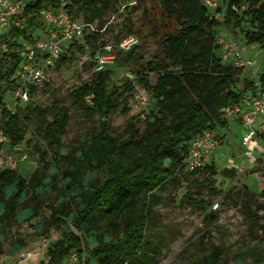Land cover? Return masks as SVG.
<instances>
[{
    "label": "trees",
    "instance_id": "trees-1",
    "mask_svg": "<svg viewBox=\"0 0 264 264\" xmlns=\"http://www.w3.org/2000/svg\"><path fill=\"white\" fill-rule=\"evenodd\" d=\"M117 1L24 0L15 16L21 27L12 25L0 34V133L5 138L1 145L13 149L25 142L38 160L28 177L15 168L0 167L1 254L23 249L27 242L16 227L31 224L33 238L58 233L46 250L47 263L39 264H61L72 251L83 264H150V242L144 231L152 208L160 202L157 190L171 180L186 188L183 200L204 210L210 202L201 190L219 194L213 161L187 167L190 144L206 131L229 125L224 109L240 103L253 90L254 80L241 78L242 68L221 59L216 29L237 28L247 45L256 44L264 52V0H221L215 8L201 0H141L148 2L141 27L151 17L162 35L157 47L160 58L142 62L139 42L128 51H116L115 62L129 68L134 78L121 86H115L111 67L93 66L90 80L70 93V106L78 111L80 123L73 150L62 141L69 120L62 100L53 97L49 105L35 104L38 85H29L26 103L7 105L25 62L23 47L41 39L40 34L46 37L51 29L41 18L44 8L57 10L64 4L72 19L94 27L52 58L48 68L66 67L72 49L86 48L95 56L108 43L116 45L130 35L144 39L142 28L133 30L126 15L111 42L103 40L107 28L103 17L107 10L115 11ZM245 23L249 28H243ZM147 71L156 75L154 83L147 80ZM256 80L264 87V70ZM135 84L150 93L153 107L130 116L123 136H116L110 118L128 113ZM29 127L32 133L25 139ZM221 173L228 178L236 175L232 167ZM233 195L239 196V191ZM216 220L215 211L208 210L201 229ZM225 258L222 246H213L201 255L199 264H226ZM254 264H264V254L257 255Z\"/></svg>",
    "mask_w": 264,
    "mask_h": 264
},
{
    "label": "rangeland",
    "instance_id": "rangeland-1",
    "mask_svg": "<svg viewBox=\"0 0 264 264\" xmlns=\"http://www.w3.org/2000/svg\"><path fill=\"white\" fill-rule=\"evenodd\" d=\"M147 3L141 0H118L115 11L109 9L103 17L107 28L102 36L104 41L111 42L123 19L128 15L132 29L142 28L145 35L144 39L139 38L138 45L139 56L144 63L160 58L157 47L162 37L154 27L151 17L147 18L146 25L141 27L142 12ZM125 4L128 5L127 9ZM243 28H249L248 23H245ZM216 30L217 38L219 34H226L227 39L232 38L231 40L243 44V53L252 59V65L242 68L240 77L246 80L256 79L258 73L264 70V52L256 44L247 45L237 28L233 30L220 26ZM40 36L45 38L44 34ZM69 55L71 62L66 67L59 70L52 67L47 69L45 80L38 85L32 100L35 104L46 106L56 97L67 106L69 120L62 141L66 149L73 150L77 145L80 123L78 111L70 106V93L82 82L90 80L95 61L94 53L86 48L84 51L72 49ZM110 67L114 70L115 86L134 80L129 68L122 67L117 61L114 60ZM146 77L151 83L156 80V75L152 72L147 71ZM138 86L135 84L128 99V113L117 112L110 118L111 130L116 136H123L126 121L130 116L138 112L145 114L153 107V100L148 91L147 104L140 108L132 107ZM243 132L238 123L210 132L217 144L204 158L207 163L214 162L217 172L214 186L219 190V194L212 196L205 187L201 190L204 200L210 202L206 210L183 200L186 188L177 187L171 180L157 190L160 202L152 208L151 218L144 231L146 239L150 242V264H199V259L206 250L219 245L226 253V264H254L255 257L260 253L264 254V125L259 127L256 136L250 141L249 157L244 155L245 146L241 144ZM31 133L32 128H27L25 139L29 138ZM41 148L47 152L44 143H41ZM3 149L4 154L10 156V167L17 169L23 177H28L37 165V155L30 154L31 149L25 142L17 145L16 149H7L5 146ZM22 155H25L24 159L21 158ZM228 167L235 169V177L222 175L221 171ZM178 175L181 176L182 172ZM235 191H239V196L233 195ZM191 196L195 198V195ZM210 209L215 211L217 220L205 232L201 229V221ZM16 228L20 231L19 236L27 242L23 249L37 251L36 246L32 244L36 238L32 237L31 224ZM35 261L31 257L19 264H35Z\"/></svg>",
    "mask_w": 264,
    "mask_h": 264
},
{
    "label": "built area",
    "instance_id": "built-area-1",
    "mask_svg": "<svg viewBox=\"0 0 264 264\" xmlns=\"http://www.w3.org/2000/svg\"><path fill=\"white\" fill-rule=\"evenodd\" d=\"M201 1L204 5L215 8L221 0ZM63 5L61 4L57 10L48 7L40 11L41 18L51 26V29L45 38L38 39L23 47L22 54L25 62L20 67L16 79L17 85L11 92L7 105L26 103L29 99L28 86L40 85L45 80L47 68L52 64V58L63 52L74 39L82 38L85 29L90 31L94 29L91 25L72 19L63 9ZM23 6L24 0H0V34L8 32L12 25L21 27V21L15 19V16L22 10ZM138 42V38L131 35L123 38L116 45L108 43L104 46L103 51L94 56L95 70L110 67L114 63L116 51H128ZM217 42L219 55L224 62L232 63L239 68H248L252 65V59L243 53L244 48L235 41L227 39L226 34H219ZM253 80V90L245 93L240 103L225 108L223 116L230 122H237L243 128L241 140L245 146L244 155L246 157L251 155L250 141L256 136L259 127L264 125V87L258 80ZM136 89L137 94L132 102V107L140 108L147 104L149 95L141 86ZM4 140L5 138L0 133V167H10L12 163L10 156L4 154L1 145ZM216 144L217 141L214 136L207 131L193 139L190 144L187 167L193 169L201 166L205 161L204 155L213 150ZM21 158L24 159L25 155H22ZM57 235L56 231H51L48 236L40 237L32 242L37 251L30 252L21 249L13 254L0 253V264H19L26 259H31V257L36 260L35 264L47 263L46 250ZM61 264H83V261L76 251H72Z\"/></svg>",
    "mask_w": 264,
    "mask_h": 264
},
{
    "label": "crops",
    "instance_id": "crops-1",
    "mask_svg": "<svg viewBox=\"0 0 264 264\" xmlns=\"http://www.w3.org/2000/svg\"><path fill=\"white\" fill-rule=\"evenodd\" d=\"M235 123H237V122H233V121H231L230 122V125L232 126V125H235ZM241 144H242V140H241ZM244 146V145H243Z\"/></svg>",
    "mask_w": 264,
    "mask_h": 264
}]
</instances>
